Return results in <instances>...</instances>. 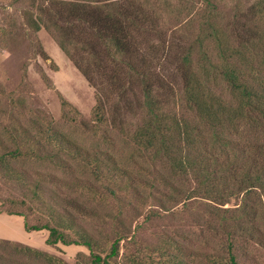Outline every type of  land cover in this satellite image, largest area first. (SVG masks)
Returning a JSON list of instances; mask_svg holds the SVG:
<instances>
[{
  "label": "trees",
  "instance_id": "trees-1",
  "mask_svg": "<svg viewBox=\"0 0 264 264\" xmlns=\"http://www.w3.org/2000/svg\"><path fill=\"white\" fill-rule=\"evenodd\" d=\"M240 1L234 3L231 19L218 26L207 20H214L215 11L222 10L219 0H54L52 13H48L52 7L40 3L36 15L27 14L29 23L34 29L44 24L95 87L96 121H108L158 167L151 177L139 175L113 157L103 162L96 153L89 156L80 144L48 128L46 141L34 138L32 132L27 137L38 145L59 143V150L46 157L70 165L65 155L58 154L66 153L96 175L104 171L102 163H110L108 178L127 183L139 204L151 198H158V204L185 203L191 198L225 203L232 197L240 201L234 209L224 206L227 211L246 215L260 207L264 214V0H248L245 9ZM186 9L203 25L197 32L190 28L194 36L188 40L174 30L167 34L168 23ZM128 111L134 123L126 118ZM36 129L43 131L40 126ZM18 153H0V174L21 178L32 188L20 198H0V211L27 218L30 204L45 200L39 184L43 177L24 176L22 168L6 166ZM92 184L86 187L89 191L95 187ZM106 189L113 198L114 187L106 184ZM73 202L79 211L88 209L81 208L80 201ZM63 206L65 212L49 208L46 220L32 224L25 220V229H48V243L85 245L93 254L90 264H105V256L95 251L93 237L71 208ZM241 218L233 221L240 232L264 243V232L255 220ZM228 222L224 220L223 227ZM68 230L73 236H68ZM115 233L109 255L118 253L126 227L116 228ZM227 238L226 254L214 255L213 264H240L234 239ZM16 247L22 253L33 250L47 262L66 264L29 246ZM174 256L167 254L165 262L184 264L183 260L174 263ZM4 257L0 251V260Z\"/></svg>",
  "mask_w": 264,
  "mask_h": 264
},
{
  "label": "rangeland",
  "instance_id": "rangeland-1",
  "mask_svg": "<svg viewBox=\"0 0 264 264\" xmlns=\"http://www.w3.org/2000/svg\"><path fill=\"white\" fill-rule=\"evenodd\" d=\"M236 1L219 0L222 10L215 11L211 17L215 15L214 20L208 19L207 23L218 26L231 19ZM247 1H240L242 9ZM40 3L52 7L48 13L53 12L54 0H0V153L19 152L5 163L6 166L22 168L24 176L43 177L39 184L45 199L30 204L32 210L28 209L27 218L0 211V245H4L0 251L5 256L0 264L56 263L47 262L33 250L19 252L18 244L51 254L66 264H90L93 254L87 246L48 243V229L27 230L24 227L25 220L32 224L48 219L45 214L49 208L65 212L63 205L71 208L77 222L93 237L95 251L105 256V264H167L164 256L172 252L174 263L183 260L184 264H213L210 259L214 255L226 254L227 236L234 239L240 264H264V243L240 232L233 222L239 217L248 222L255 220L264 232V214L260 207L258 213L243 215L224 208L234 209L240 201L236 198L230 197L225 203L201 198L175 203L166 201L163 194L162 204H158V198L139 204L127 183L108 178L110 163H102L104 171L96 175L90 166L83 167L66 153L58 154L65 155L70 165L46 157L51 150H59V143L38 145L31 141L34 138L46 141L50 133L46 132L48 128L58 131L59 137L80 144L89 156L96 153L103 162L113 157L118 164L139 175L151 177L154 167H158L150 162L145 151L119 134L108 121H96L93 112L95 87L62 51L44 24L34 29L29 23L27 14L36 15ZM187 9L168 23L167 34L174 30L177 36L181 34L188 40L194 36L189 29L197 32L203 25L204 22L201 24L198 18H193L192 11ZM176 80V93L179 94L180 77ZM125 116L131 123L136 121L130 111ZM37 126L43 131L38 133ZM27 132L36 137L28 138ZM20 179L0 174V198H20L23 191L32 188ZM89 182L95 185L93 191L86 188ZM106 184L114 187L113 198L107 189L104 191ZM73 201H80V207L88 209L79 211ZM224 220L229 221L227 227H223ZM120 226L126 227L125 237L119 242L118 253L109 255L111 242L117 235L115 229ZM228 231L233 235L226 234ZM68 232V236H73L72 230Z\"/></svg>",
  "mask_w": 264,
  "mask_h": 264
}]
</instances>
